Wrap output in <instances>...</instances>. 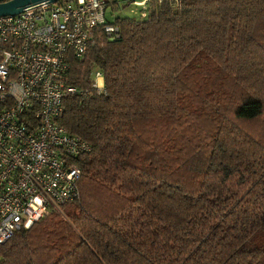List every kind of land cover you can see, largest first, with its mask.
Segmentation results:
<instances>
[{
	"label": "trees",
	"instance_id": "1",
	"mask_svg": "<svg viewBox=\"0 0 264 264\" xmlns=\"http://www.w3.org/2000/svg\"><path fill=\"white\" fill-rule=\"evenodd\" d=\"M112 5V3L110 2ZM96 29L57 122L86 140L79 198L0 264H264V0H150ZM63 209V210H61Z\"/></svg>",
	"mask_w": 264,
	"mask_h": 264
},
{
	"label": "built area",
	"instance_id": "2",
	"mask_svg": "<svg viewBox=\"0 0 264 264\" xmlns=\"http://www.w3.org/2000/svg\"><path fill=\"white\" fill-rule=\"evenodd\" d=\"M149 1H131L139 7L134 17H145ZM115 4L42 1L0 15V243L79 198L76 159L91 146L57 118L65 94L105 90L97 68L91 71V91L65 84L67 57L82 59L96 29L108 41L119 37L115 18H109Z\"/></svg>",
	"mask_w": 264,
	"mask_h": 264
},
{
	"label": "water",
	"instance_id": "3",
	"mask_svg": "<svg viewBox=\"0 0 264 264\" xmlns=\"http://www.w3.org/2000/svg\"><path fill=\"white\" fill-rule=\"evenodd\" d=\"M42 1L55 2L57 0H6L0 2V15H14L23 10V8L35 5ZM142 1V0H130Z\"/></svg>",
	"mask_w": 264,
	"mask_h": 264
},
{
	"label": "rangeland",
	"instance_id": "4",
	"mask_svg": "<svg viewBox=\"0 0 264 264\" xmlns=\"http://www.w3.org/2000/svg\"><path fill=\"white\" fill-rule=\"evenodd\" d=\"M115 1L117 4H115L111 9L112 14L109 16L110 19L122 16H134L133 11H137L139 9V7L133 6L130 0Z\"/></svg>",
	"mask_w": 264,
	"mask_h": 264
}]
</instances>
